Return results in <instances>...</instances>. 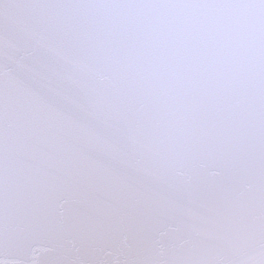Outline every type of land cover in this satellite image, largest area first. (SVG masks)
Masks as SVG:
<instances>
[{
    "label": "snow or ice",
    "instance_id": "1",
    "mask_svg": "<svg viewBox=\"0 0 264 264\" xmlns=\"http://www.w3.org/2000/svg\"><path fill=\"white\" fill-rule=\"evenodd\" d=\"M0 264H264V0H0Z\"/></svg>",
    "mask_w": 264,
    "mask_h": 264
}]
</instances>
